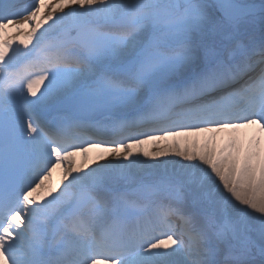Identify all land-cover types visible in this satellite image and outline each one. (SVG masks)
Returning <instances> with one entry per match:
<instances>
[{
  "label": "snow or ice",
  "instance_id": "6c2138e0",
  "mask_svg": "<svg viewBox=\"0 0 264 264\" xmlns=\"http://www.w3.org/2000/svg\"><path fill=\"white\" fill-rule=\"evenodd\" d=\"M0 264H264V0H0Z\"/></svg>",
  "mask_w": 264,
  "mask_h": 264
},
{
  "label": "bare ground",
  "instance_id": "6f19581e",
  "mask_svg": "<svg viewBox=\"0 0 264 264\" xmlns=\"http://www.w3.org/2000/svg\"><path fill=\"white\" fill-rule=\"evenodd\" d=\"M145 147L149 148L151 150V145H146ZM55 178L58 179L59 178V170L57 171L56 174H54Z\"/></svg>",
  "mask_w": 264,
  "mask_h": 264
}]
</instances>
